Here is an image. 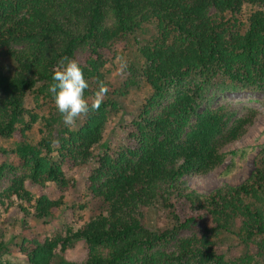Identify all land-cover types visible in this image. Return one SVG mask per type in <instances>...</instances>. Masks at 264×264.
Segmentation results:
<instances>
[{"label": "trees", "instance_id": "16d2710c", "mask_svg": "<svg viewBox=\"0 0 264 264\" xmlns=\"http://www.w3.org/2000/svg\"><path fill=\"white\" fill-rule=\"evenodd\" d=\"M148 27L141 77L152 94L116 148L105 131L136 83L108 78ZM64 57L83 68L86 98L99 81L109 89L71 129L49 92ZM215 87L264 93V0H0V140L10 144L0 147V264H264V145L239 184L201 193L185 183L234 155L226 147L257 116L213 106ZM156 207L168 226L148 225ZM60 214L53 236L29 223ZM229 236L242 248L234 260Z\"/></svg>", "mask_w": 264, "mask_h": 264}, {"label": "rangeland", "instance_id": "374dc122", "mask_svg": "<svg viewBox=\"0 0 264 264\" xmlns=\"http://www.w3.org/2000/svg\"><path fill=\"white\" fill-rule=\"evenodd\" d=\"M156 34L155 27H148L132 39L127 46V50L120 54V63H125L126 68L123 73H119L120 63L115 60V68L109 76V81L116 87L123 85L129 79L136 83V86L130 89L127 104L120 107L119 112L114 113L105 131L107 143L113 147H121L125 139V132L122 125H126L128 121L137 117L145 99L152 94L151 88L144 83L141 77L143 60L140 55V48L149 41H152ZM10 66L9 63H5ZM209 99L213 106L226 104L234 108L239 115H245L250 109L256 111V118L248 132L238 141L229 144L226 151H233L234 155L227 156L224 164L216 170L204 176H189L185 178L186 185L190 186L201 193H209L224 184L236 185L244 181L254 168L255 157L259 154L261 146L264 145V93L257 90H231L224 87H215L209 92ZM8 142L0 140V147H8ZM8 161L19 165L18 160L13 156H8ZM95 167V161H91L89 165L75 174L76 177L85 178L90 175ZM10 179V178H9ZM8 179L2 182L0 190L7 186ZM29 188L34 191L35 187ZM51 199L59 197L55 188H49ZM148 225L152 229L164 228L168 226L167 220L160 208L156 207L147 214ZM34 229L41 234L53 236L60 232L65 224V215L60 214L55 219L45 222H37L31 220L29 222ZM17 232H15L16 235ZM9 236H13L12 234ZM84 247L83 243L78 244V248ZM13 249L12 246H10ZM224 251L234 260L240 255L242 248L236 240L229 236L223 245ZM18 263L25 264V259L14 257Z\"/></svg>", "mask_w": 264, "mask_h": 264}, {"label": "clouds", "instance_id": "9594fccd", "mask_svg": "<svg viewBox=\"0 0 264 264\" xmlns=\"http://www.w3.org/2000/svg\"><path fill=\"white\" fill-rule=\"evenodd\" d=\"M121 58H117L120 63ZM125 63H120L119 73H123ZM53 83L49 92L53 95L55 107L58 109L63 123L69 129L76 126L81 117H86L90 112L99 110L103 99L109 91L104 81H99L98 90L93 97L85 96L89 83L85 78L84 70L75 59L64 57L59 62L52 76Z\"/></svg>", "mask_w": 264, "mask_h": 264}]
</instances>
